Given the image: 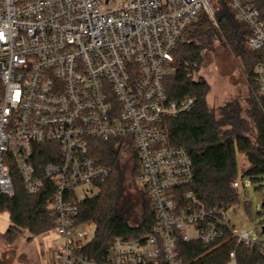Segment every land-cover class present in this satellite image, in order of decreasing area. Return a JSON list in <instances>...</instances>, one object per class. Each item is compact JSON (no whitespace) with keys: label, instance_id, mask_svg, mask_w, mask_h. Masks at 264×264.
<instances>
[{"label":"built area","instance_id":"1","mask_svg":"<svg viewBox=\"0 0 264 264\" xmlns=\"http://www.w3.org/2000/svg\"><path fill=\"white\" fill-rule=\"evenodd\" d=\"M217 1L0 0V198L15 192L13 168L30 195L50 186L64 243L55 264H95L78 254L92 226L79 221V205L111 174L92 143L112 139L136 152L156 225L141 239L113 240L103 264H183L179 241L211 247L227 236L264 253V224L240 232L226 208H208L191 190L189 153L169 145L163 127L196 104L194 96L169 97L164 83L201 12L218 27L228 8L249 29L248 49L264 52V0H222L215 9ZM254 79L264 96V60ZM41 151L50 159L43 167ZM227 264H237L235 250Z\"/></svg>","mask_w":264,"mask_h":264},{"label":"trees","instance_id":"2","mask_svg":"<svg viewBox=\"0 0 264 264\" xmlns=\"http://www.w3.org/2000/svg\"><path fill=\"white\" fill-rule=\"evenodd\" d=\"M219 16L217 28L201 12L188 28L186 41L174 49L175 72L165 79L166 91L171 98L194 96L196 104L190 112L166 119L163 127L167 143L185 148L193 161L195 181L191 190L208 208L228 209L238 200V192L232 188V183L238 179V155L248 163L242 176L254 182L264 178V96L250 93L246 108L234 100L218 109H210L207 104L210 85L202 77L195 78V74L199 71L203 51L210 49L217 37L235 45L253 83L255 67L264 60V52L248 49L249 29L239 23L228 8L224 7ZM122 143L119 139L92 143V155L111 170L109 178L100 184L99 194L79 205V221L94 225L95 236L78 254L95 264H103L116 238L141 239L156 225L151 200L136 179L140 171L137 154L130 146L123 150ZM44 146L42 148H46ZM42 153L44 151L40 152L41 167L50 160ZM126 153L131 155V165L123 163ZM12 175L13 196L0 198V212L9 213L11 225L0 235L14 241L25 231L35 237L53 230L50 186L46 184L38 194L30 195L15 168ZM232 250L236 252L237 264H264V253L258 248L236 245L230 236L211 247L199 242H178L179 259L183 264H227ZM0 264H5L1 258Z\"/></svg>","mask_w":264,"mask_h":264},{"label":"rangeland","instance_id":"3","mask_svg":"<svg viewBox=\"0 0 264 264\" xmlns=\"http://www.w3.org/2000/svg\"><path fill=\"white\" fill-rule=\"evenodd\" d=\"M221 3L222 0H218L217 3H213V7L219 9ZM199 67L195 78L202 77L210 85L207 96L210 109H218L234 100L239 101L243 108H246L250 93L256 95V85L245 70L243 59L238 55L235 45L223 40L222 37L214 39L212 47L203 51V59ZM130 158L131 155L126 153L123 163L130 162L131 165ZM247 165L246 159L238 155L237 173L241 187L237 191V202L227 209L229 219L240 232L260 228L264 224L262 206L264 178L254 182L249 177L242 176L243 169ZM130 181L131 179H128V182ZM245 183L248 184L247 187L243 186ZM132 189L134 191V188ZM10 225L9 213L0 212V233H5ZM89 229L86 243L95 236V226L92 225ZM259 239L264 241V234L260 235ZM63 246V240L55 229L35 237H30L25 231L14 241H9L0 235V258L5 264H55L54 253Z\"/></svg>","mask_w":264,"mask_h":264},{"label":"water","instance_id":"4","mask_svg":"<svg viewBox=\"0 0 264 264\" xmlns=\"http://www.w3.org/2000/svg\"><path fill=\"white\" fill-rule=\"evenodd\" d=\"M262 206H264V200H263V204H262Z\"/></svg>","mask_w":264,"mask_h":264}]
</instances>
